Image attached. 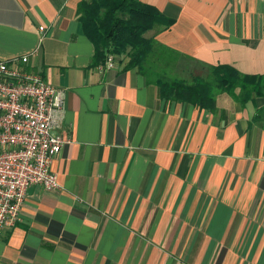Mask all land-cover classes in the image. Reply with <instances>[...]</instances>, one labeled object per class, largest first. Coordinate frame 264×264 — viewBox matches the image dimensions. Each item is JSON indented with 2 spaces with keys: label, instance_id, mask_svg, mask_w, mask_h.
I'll list each match as a JSON object with an SVG mask.
<instances>
[{
  "label": "crops",
  "instance_id": "1",
  "mask_svg": "<svg viewBox=\"0 0 264 264\" xmlns=\"http://www.w3.org/2000/svg\"><path fill=\"white\" fill-rule=\"evenodd\" d=\"M0 0V59L64 92L51 165L0 237V264H264V99L164 101L126 58L95 57L78 3ZM172 20L145 33L178 53L264 74V0H141ZM43 31H39V27Z\"/></svg>",
  "mask_w": 264,
  "mask_h": 264
},
{
  "label": "trees",
  "instance_id": "2",
  "mask_svg": "<svg viewBox=\"0 0 264 264\" xmlns=\"http://www.w3.org/2000/svg\"><path fill=\"white\" fill-rule=\"evenodd\" d=\"M82 30L95 47V57L126 58L147 83L156 86L168 102L193 105L211 111L216 93H227L241 105L264 99V74H243L226 64L210 65L159 43L145 33L172 20L141 0H89L78 3ZM264 115L256 110L255 119Z\"/></svg>",
  "mask_w": 264,
  "mask_h": 264
},
{
  "label": "built area",
  "instance_id": "3",
  "mask_svg": "<svg viewBox=\"0 0 264 264\" xmlns=\"http://www.w3.org/2000/svg\"><path fill=\"white\" fill-rule=\"evenodd\" d=\"M31 54L0 59V237L19 220L30 185L59 188L51 165L68 143L57 134L64 92L28 67Z\"/></svg>",
  "mask_w": 264,
  "mask_h": 264
},
{
  "label": "rangeland",
  "instance_id": "4",
  "mask_svg": "<svg viewBox=\"0 0 264 264\" xmlns=\"http://www.w3.org/2000/svg\"><path fill=\"white\" fill-rule=\"evenodd\" d=\"M217 95L219 94V93H216Z\"/></svg>",
  "mask_w": 264,
  "mask_h": 264
}]
</instances>
